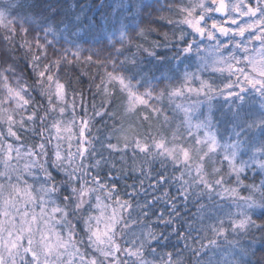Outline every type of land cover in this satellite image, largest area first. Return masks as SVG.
I'll use <instances>...</instances> for the list:
<instances>
[{
  "label": "snow or ice",
  "instance_id": "snow-or-ice-1",
  "mask_svg": "<svg viewBox=\"0 0 264 264\" xmlns=\"http://www.w3.org/2000/svg\"><path fill=\"white\" fill-rule=\"evenodd\" d=\"M0 264H264V0H0Z\"/></svg>",
  "mask_w": 264,
  "mask_h": 264
},
{
  "label": "trees",
  "instance_id": "trees-1",
  "mask_svg": "<svg viewBox=\"0 0 264 264\" xmlns=\"http://www.w3.org/2000/svg\"><path fill=\"white\" fill-rule=\"evenodd\" d=\"M86 2H94V3H96V4H99L100 2H101V0H86ZM96 15L97 16H99V12H97L96 13ZM154 18V17H153ZM152 38H156V35L155 34H153V37ZM87 54V53H86ZM149 67H151V65H149ZM156 76H159L160 75V72H155L154 73ZM91 100V97H89V101ZM165 103H167V102H165ZM177 103H185V101H183V100H178L177 101ZM170 111V110H169ZM179 116L180 117H182L183 116V113H180L179 114ZM97 119H99V118H97ZM105 121H106V123H107V125L109 126V127H111L112 126V124H113V121L112 120H110V119H108L107 117L105 118ZM179 121L177 120L176 121V123H178ZM215 123V122H214ZM175 126V125H174ZM98 127H100L101 129H103L104 128V124L102 123V124H99L98 125ZM220 130H221V132L223 133V126H221V128H220ZM106 135H108L109 133H105ZM224 135H225V139H227V134L226 133H224ZM113 142H115V140H113ZM247 176L249 177V180H247L246 181V183H251L252 182V180H251V178H252V176H253V173L251 172V171H249L248 173H247ZM128 183H132V180H128L127 181ZM260 181H259V178H257L256 179V183H259ZM121 183H123V182H121ZM242 194L243 195H247L248 193H247V191L245 190V191H243L242 192ZM176 241L175 240H173V243H175ZM180 247H182L183 246V242H180V245H179Z\"/></svg>",
  "mask_w": 264,
  "mask_h": 264
},
{
  "label": "rangeland",
  "instance_id": "rangeland-1",
  "mask_svg": "<svg viewBox=\"0 0 264 264\" xmlns=\"http://www.w3.org/2000/svg\"><path fill=\"white\" fill-rule=\"evenodd\" d=\"M221 39H224L223 37H221Z\"/></svg>",
  "mask_w": 264,
  "mask_h": 264
}]
</instances>
